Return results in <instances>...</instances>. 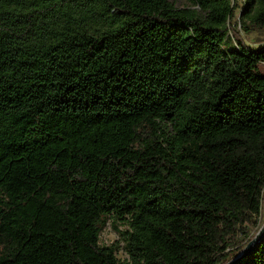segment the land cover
<instances>
[{
	"label": "trees",
	"instance_id": "trees-1",
	"mask_svg": "<svg viewBox=\"0 0 264 264\" xmlns=\"http://www.w3.org/2000/svg\"><path fill=\"white\" fill-rule=\"evenodd\" d=\"M189 2L0 0V264H227L255 237L264 44Z\"/></svg>",
	"mask_w": 264,
	"mask_h": 264
},
{
	"label": "rangeland",
	"instance_id": "rangeland-1",
	"mask_svg": "<svg viewBox=\"0 0 264 264\" xmlns=\"http://www.w3.org/2000/svg\"><path fill=\"white\" fill-rule=\"evenodd\" d=\"M173 1L177 6H189L190 2L189 0H171ZM238 5L239 8L236 10L234 17L231 20V24L240 30V33L242 34L245 41L252 47H259L264 44V31L260 32H253L250 34H246L241 30L240 24H239V18L242 13V10L245 6V0H234ZM264 225V198L262 202V211H261V218L258 225V228L253 231V234H257L259 229ZM124 229V225L120 224L119 222L113 223L111 220L107 222V224L104 226L100 242L102 245H115L116 246V255L119 259L124 260L128 259V255L124 250V241L121 238L120 230Z\"/></svg>",
	"mask_w": 264,
	"mask_h": 264
},
{
	"label": "water",
	"instance_id": "water-1",
	"mask_svg": "<svg viewBox=\"0 0 264 264\" xmlns=\"http://www.w3.org/2000/svg\"><path fill=\"white\" fill-rule=\"evenodd\" d=\"M264 238V225L259 229L255 237L244 247V249L227 264H239L243 261L257 244Z\"/></svg>",
	"mask_w": 264,
	"mask_h": 264
}]
</instances>
